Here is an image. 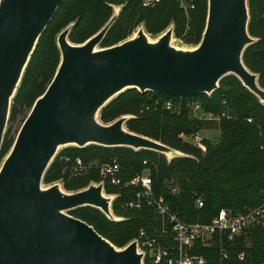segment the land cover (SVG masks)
Listing matches in <instances>:
<instances>
[{"label":"water","instance_id":"95a60500","mask_svg":"<svg viewBox=\"0 0 264 264\" xmlns=\"http://www.w3.org/2000/svg\"><path fill=\"white\" fill-rule=\"evenodd\" d=\"M61 2L0 0V150L24 69ZM247 8V0H207L205 28L193 50L173 47L171 28L155 42L139 29L129 40L97 49L119 12L81 45L68 40L73 25L59 33L56 73L0 167V264H143L136 241L118 249L67 214L92 207L120 221L111 212L115 196L104 195L103 182L64 193L60 182L43 188V176L60 147L96 145L186 156L128 131L130 116L109 124L97 120L111 100L129 89L185 99L210 95L222 78L233 75L264 105L258 77L242 58L256 42L248 32Z\"/></svg>","mask_w":264,"mask_h":264},{"label":"trees","instance_id":"16d2710c","mask_svg":"<svg viewBox=\"0 0 264 264\" xmlns=\"http://www.w3.org/2000/svg\"><path fill=\"white\" fill-rule=\"evenodd\" d=\"M184 1L188 5L186 12L180 7L179 0H160L149 8L142 6V0H62L24 69L11 101L8 123L20 118L22 125L36 99L51 83L60 63L56 36L62 28L73 23L68 40L73 45H81L109 21L113 15L112 5H122L117 19L100 44L101 48L124 41L142 22L148 33L161 32L173 22L177 37L188 26L190 36L194 38L188 43L197 46L205 28L207 0ZM247 7L248 32L256 42L245 49L243 63L257 75L258 84L264 90V0H247ZM195 100L199 101L205 113L218 116V119H189L188 103ZM169 102L180 104L178 118L182 122L165 111L164 106ZM122 116L131 117L125 123L128 131L160 142L186 156L168 161L164 155L146 150L96 145L67 147L54 158L43 176V185L60 182L66 192L74 193L92 183L103 182L98 167L117 158L123 167L119 176L121 183L114 186L105 181L103 191L106 195L115 196L111 212L121 220H109L92 207L69 212L114 247H125L137 237L140 229L149 234L160 230L153 207L143 205L138 210L126 207L141 191L140 186H127L126 183L145 170L149 173L154 197L162 198L164 205L185 223L206 224L220 209L243 212L261 205L264 197V105L233 75L222 78L218 89L210 95L185 99L126 90L100 111L99 120L109 124ZM211 125L220 132L219 141L203 142L202 150L183 143L179 137ZM20 127L14 136L9 137V131L3 136L0 159L10 151ZM76 159L81 160L87 172L74 177L71 168ZM91 161H96L98 167L91 169L88 166ZM197 200L203 202L202 207H197ZM220 250L227 254V258L222 257ZM192 254L202 256L206 264H263L264 224L232 240L226 237L219 242L216 240L210 248L196 245ZM240 254H243L242 260L239 259ZM144 264L150 263L145 261Z\"/></svg>","mask_w":264,"mask_h":264},{"label":"built area","instance_id":"2783aa9c","mask_svg":"<svg viewBox=\"0 0 264 264\" xmlns=\"http://www.w3.org/2000/svg\"><path fill=\"white\" fill-rule=\"evenodd\" d=\"M159 2L160 0H142L141 3L144 8H149ZM179 3L181 8L187 10L183 0H179ZM171 104L166 103V107L169 108ZM191 108L200 110L201 105L197 103ZM203 117L208 121L215 120L210 113L204 112ZM122 168L117 158L98 167L103 182L108 181L114 186L121 183L119 176ZM86 169L81 160L76 159L71 173L74 177L81 176L87 172ZM126 185L141 187V191L136 193L135 198L126 204V207L133 210L141 209L143 205L153 207L159 220V231L149 234L140 229L137 237L132 240L136 241L138 251L143 254V264L145 261L150 264H206L202 256L192 254L196 245L210 248L216 240L221 241L224 237L232 240L246 234L255 226L264 224V197L257 208H248L243 212L220 209L209 223H185L170 207L164 205L162 198L154 197L148 171L136 174ZM196 204L198 208L203 206L201 200H197ZM220 253L223 258H227L223 250H220ZM239 259H243V254L239 255Z\"/></svg>","mask_w":264,"mask_h":264},{"label":"rangeland","instance_id":"374dc122","mask_svg":"<svg viewBox=\"0 0 264 264\" xmlns=\"http://www.w3.org/2000/svg\"><path fill=\"white\" fill-rule=\"evenodd\" d=\"M180 4V3H179ZM183 5L187 8V4H186V2L183 0ZM112 7H113V13L115 14V13H118V12H120L121 11V9H122V5H112ZM248 9V8H247ZM183 10L186 12V9L185 8H183ZM248 14H249V9H248ZM186 16H187V14H186ZM187 19H188V16H187ZM70 25H73V23H71V24H68L66 27H68V26H70ZM66 27H64V28H62L59 32H58V34H57V36L59 35V33L62 31V30H64ZM169 28H171L172 29V31H173V34H172V37H171V45L173 46V47H175V48H177V49H180V50H193L194 48H196V45L195 44H193V43H188V40L189 39H194L193 37H191L190 35H191V31H190V27H188V26H186V28H185V30L183 31V33L180 35V36H176L175 35V26H174V24H173V22H171L164 30H162L161 32H157V33H148L147 31H146V29H145V27H144V22H142V23H140V24H138L135 28H134V30H133V32L131 33V35L127 38V39H125L124 41H126V40H129V39H131V38H133L135 35H136V33H137V31L139 30V29H141V30H143V32L145 33V36H146V38L150 41V42H155V41H157V39L162 35V34H164ZM56 36V37H57ZM57 39V38H56ZM123 42V41H122ZM121 43V42H120ZM99 48H101L100 46H98L97 47V49H99ZM16 93V92H15ZM118 97V96H117ZM116 98V97H115ZM114 98V99H115ZM113 99V100H114ZM112 101V100H111ZM110 101V102H111ZM109 102V103H110ZM197 103H199V101L198 100H195V101H192V102H190V103H188V108H189V119H197V120H206L204 117H203V113H204V111H203V109L201 108L200 110H193L191 107H193V105H195V104H197ZM164 109H165V111H168V113L170 114V115H173V116H175L174 118H178V112H179V109H180V104H171V106L169 107V108H167L166 107V105L164 106ZM228 111H229V108L227 107V109H226V112L228 113ZM213 117L212 118H214V119H218V116H214V115H212ZM99 118L97 117V120H98ZM178 120L180 121V122H182L181 120H180V118H178ZM99 121V120H98ZM20 125H21V122H20V118H18L17 119V121L16 122H12V123H8V121H7V124H6V127H5V133L7 132V131H9V137H12V136H14L15 135V133H16V131L18 130V128L20 127ZM126 128V127H125ZM5 133H4V135H5ZM180 139L182 140V142L183 143H186V144H188V145H191V146H193V147H197V148H199V149H203L202 147H203V142H209V143H217L218 141H219V138H220V132L214 127V125H211L210 127H208V128H203V129H201V130H198V131H196V133H192V134H189V135H184V134H180ZM64 149V147H60V148H58V150H57V155L60 153V151H62ZM179 153V152H178ZM179 154H181V153H179ZM56 155V156H57ZM175 155H177L178 156V154H170L169 156H166L165 155V157L167 158V159H171V158H173ZM55 156V157H56ZM4 159H5V157L4 158H2V159H0V167H1V165H2V163H3V161H4ZM54 160V159H53ZM91 169L93 168V169H95V168H97L98 167V164H97V162L96 161H91L90 163H89V165H88ZM52 185V184H51ZM51 185H42V187L43 188H48L49 186H51ZM60 186H61V191L62 192H64V193H69V192H66L63 188H62V185L60 184ZM104 192V191H103ZM104 195L105 196H110V195H106L105 193H104ZM113 196V195H112ZM67 214H69L68 212H67ZM219 242V241H218ZM212 244H214V242H212Z\"/></svg>","mask_w":264,"mask_h":264}]
</instances>
